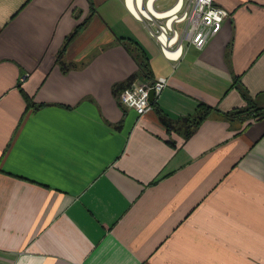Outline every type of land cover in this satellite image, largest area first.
Segmentation results:
<instances>
[{"label":"crops","instance_id":"obj_1","mask_svg":"<svg viewBox=\"0 0 264 264\" xmlns=\"http://www.w3.org/2000/svg\"><path fill=\"white\" fill-rule=\"evenodd\" d=\"M127 1L0 0V264H264V118L185 140L158 114L244 108L235 82L264 107V0H215L219 33L174 57ZM120 39L168 79L144 116L114 88L140 74Z\"/></svg>","mask_w":264,"mask_h":264},{"label":"built area","instance_id":"obj_2","mask_svg":"<svg viewBox=\"0 0 264 264\" xmlns=\"http://www.w3.org/2000/svg\"><path fill=\"white\" fill-rule=\"evenodd\" d=\"M156 1L132 0L136 13L133 12L140 21L145 22L150 35L167 56V52L176 54L181 51L184 42L199 50L203 49L219 33L228 17L224 9L215 5V0H178L177 5L180 4L181 8L175 14H172L171 9L170 16L154 7ZM174 24H184L185 28L180 31L173 27ZM167 85L168 79L165 77L134 81L121 92L119 102L123 108L135 110L139 116H144L153 110V103ZM151 92L154 93V102L150 101Z\"/></svg>","mask_w":264,"mask_h":264},{"label":"trees","instance_id":"obj_3","mask_svg":"<svg viewBox=\"0 0 264 264\" xmlns=\"http://www.w3.org/2000/svg\"><path fill=\"white\" fill-rule=\"evenodd\" d=\"M81 28L82 25L78 26L73 32V34L67 38L62 48L63 49L62 52L65 51L69 42L77 35V33ZM120 43H122V45L126 48L128 53L132 56V58L138 65L140 74L129 80V82L126 85L123 86L119 85L114 87L115 90L122 88L121 91H123L136 79H140L144 81L153 80V77L151 75V67H150L149 59L145 54V52L143 51V49L137 43L132 42L130 40L120 39ZM74 67L75 66L72 64L68 66L62 64V69L64 73L68 72L70 69ZM238 85L239 84L235 82L234 87H236L239 90V93L241 94L243 100L246 102V106L244 108L233 109L232 111L229 112H221L217 108H213L207 104L201 103L199 104L195 113L192 116L170 119L167 118L166 115H164L161 111H158V114L161 117V119L163 118L167 122L168 124L167 129L169 134L171 132H175L181 135L185 140L189 139L195 133L198 127L213 113L218 115L222 119L228 121H239L240 123H244L245 121L251 118L254 119L264 118V107H259L256 101L249 96L248 91L244 87ZM25 100L30 108H39L41 106V105H36L33 102H30L27 96H25ZM153 107H155V109L158 110V108H156V102L153 103Z\"/></svg>","mask_w":264,"mask_h":264},{"label":"bare ground","instance_id":"obj_4","mask_svg":"<svg viewBox=\"0 0 264 264\" xmlns=\"http://www.w3.org/2000/svg\"><path fill=\"white\" fill-rule=\"evenodd\" d=\"M140 1H141V0H139V2H140ZM131 2H132V0H128V4H129L130 8L132 9V11H134ZM156 14H157V13H156ZM167 54H168V56H172V57L175 56V54H172V53H170V52H167Z\"/></svg>","mask_w":264,"mask_h":264},{"label":"water","instance_id":"obj_5","mask_svg":"<svg viewBox=\"0 0 264 264\" xmlns=\"http://www.w3.org/2000/svg\"><path fill=\"white\" fill-rule=\"evenodd\" d=\"M150 101L154 102V93L153 92H151V94H150ZM161 121L167 126V123L164 119H161Z\"/></svg>","mask_w":264,"mask_h":264},{"label":"rangeland","instance_id":"obj_6","mask_svg":"<svg viewBox=\"0 0 264 264\" xmlns=\"http://www.w3.org/2000/svg\"><path fill=\"white\" fill-rule=\"evenodd\" d=\"M159 11V9H157Z\"/></svg>","mask_w":264,"mask_h":264}]
</instances>
